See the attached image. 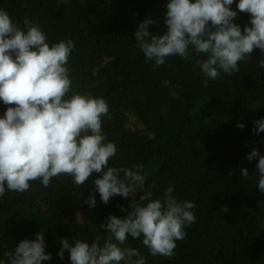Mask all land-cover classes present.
I'll list each match as a JSON object with an SVG mask.
<instances>
[{"label": "trees", "instance_id": "1", "mask_svg": "<svg viewBox=\"0 0 264 264\" xmlns=\"http://www.w3.org/2000/svg\"><path fill=\"white\" fill-rule=\"evenodd\" d=\"M167 2L0 0V8L20 26L25 18L38 24L50 45L74 42L67 65L72 92L103 97L109 104L102 130L117 145L109 166L132 169L143 164L145 190L153 198L162 199L172 185L179 200L197 205L196 222L185 229L186 243L177 245L172 258L151 256L142 237L129 236L125 246L137 248L146 264H264L258 157L246 159L254 147L264 155V132L253 131L254 121L264 117V69L258 67L264 53L254 50L239 71L221 72L207 87L199 64L203 54L193 52L188 61L170 57L154 68L133 33L148 16L160 21L150 31H165ZM238 2L230 7L243 29L250 25V14L240 12ZM6 108L0 101V116ZM238 123L245 127L238 128ZM243 167L248 178H241ZM94 179L77 187L72 177L61 175L49 187L35 181L24 193L6 191L0 197V264H10L17 243L35 239L41 230L51 253L42 264H71L67 250L63 259L58 256L62 238L91 243L100 236L103 244L107 234L99 226L109 215L125 216L122 208H129L131 198L116 196L105 204L96 192V205L90 208L85 201L94 191Z\"/></svg>", "mask_w": 264, "mask_h": 264}, {"label": "clouds", "instance_id": "2", "mask_svg": "<svg viewBox=\"0 0 264 264\" xmlns=\"http://www.w3.org/2000/svg\"><path fill=\"white\" fill-rule=\"evenodd\" d=\"M234 0H168L163 32L150 31L159 19L148 16L133 33L148 61L158 68L170 57L185 61L192 53L203 54L199 61L204 87L218 80L221 72L233 75L239 64L252 58L254 50L264 53V0H239L240 12L250 14V25L243 29L234 22ZM74 49L71 39L49 44L47 34L28 18L23 26L0 8V101L7 106L0 116V197L6 191L24 193L30 182L49 187L61 175L83 186L91 177L94 191L85 203L95 207V193L101 202L121 196L131 198L125 216L109 215L99 227L106 233L94 241L75 238L60 240L58 256L65 250L71 264H146L135 247L125 246L128 237L141 239L151 256L172 258L177 241L186 238L185 229L196 222L191 200H179L168 185L163 198H153L145 190L144 165L132 169L109 166L117 145L107 140L103 118L109 116V104L103 97L72 92L67 67ZM258 67L264 69V55ZM165 84L168 82L165 81ZM69 93H72L69 95ZM254 133L264 132V117L254 121ZM243 129L245 125L238 123ZM258 157V189L264 193V155L254 147L246 156ZM246 167L241 178H248ZM137 193H140L137 198ZM264 207V201H258ZM45 232L35 239H23L9 257L10 264H42L51 259L46 251Z\"/></svg>", "mask_w": 264, "mask_h": 264}, {"label": "rangeland", "instance_id": "3", "mask_svg": "<svg viewBox=\"0 0 264 264\" xmlns=\"http://www.w3.org/2000/svg\"><path fill=\"white\" fill-rule=\"evenodd\" d=\"M198 102H200L201 104H202V103L205 104V101H204V100H201V99H199ZM186 240H187V235H186V238H185V239L180 240V241H177V245H178L179 247L185 245Z\"/></svg>", "mask_w": 264, "mask_h": 264}]
</instances>
